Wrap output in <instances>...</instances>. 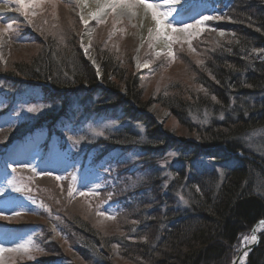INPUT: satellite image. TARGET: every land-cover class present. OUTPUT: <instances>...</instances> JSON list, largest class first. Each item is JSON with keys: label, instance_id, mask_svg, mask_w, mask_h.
I'll use <instances>...</instances> for the list:
<instances>
[{"label": "rangeland", "instance_id": "1", "mask_svg": "<svg viewBox=\"0 0 264 264\" xmlns=\"http://www.w3.org/2000/svg\"><path fill=\"white\" fill-rule=\"evenodd\" d=\"M218 1L183 0L176 5L180 9L177 20L195 25L202 15L213 19L190 29L191 36L178 33V40L169 45L156 38L154 22L143 8L113 11L108 6L111 0H37L39 6L21 9L17 0H0V194H5L0 195V249H4L0 264H85L77 247L86 248L90 242L79 244L74 228L88 226L91 233H99L104 243L110 244L112 234H122L124 227L134 225L130 209H144L135 206L136 200L128 192L151 175L138 164L134 149L113 145L94 149L96 139L106 138L116 121L105 122L92 114L85 119L79 114L71 124L68 119L62 126L55 124L52 114L67 96L24 81L28 77L15 69L37 68L46 49L53 56L56 51L64 56L78 48L101 79L98 54L109 52L123 69L142 73L139 101L146 104L147 114L159 130L196 145L197 136L177 124L158 99L164 95L192 97L191 93L200 89L198 81L210 51L234 35L223 26L226 20L218 16ZM149 2L165 4V0ZM89 5L95 6L96 18L84 15L83 9ZM82 18L87 19V25ZM200 27L204 31H198ZM88 28V45L96 64L85 54L82 38ZM169 51L174 58L167 55ZM254 53L264 58L263 50ZM11 71L16 77L6 78L13 75L6 74ZM194 121L198 122L197 118ZM32 123L40 125L30 130ZM136 125L139 132L144 131L142 123ZM176 155L168 153L154 173L167 174V165ZM81 192L91 194L82 196ZM152 197L147 193L148 199ZM109 215L113 218L108 219ZM251 229L239 236L231 260L248 247ZM262 233L264 225L256 233V245L239 264L258 246ZM105 253L114 264L129 262L118 257L114 246Z\"/></svg>", "mask_w": 264, "mask_h": 264}, {"label": "trees", "instance_id": "2", "mask_svg": "<svg viewBox=\"0 0 264 264\" xmlns=\"http://www.w3.org/2000/svg\"><path fill=\"white\" fill-rule=\"evenodd\" d=\"M218 3L223 26L234 35L210 51L192 97L158 99L177 124L197 136L196 145L159 130L139 101L142 73L123 69L109 52L98 54L101 79L78 48L64 56L46 49L37 68L15 69L28 77L24 81L67 96L52 114L55 124H71L79 114L116 121L94 149L129 147L150 171L128 192L144 209H130L134 225L112 234L110 244L88 226L74 228L79 244L90 242L88 250L77 247L85 264H114L105 253L112 246L127 264H229L239 236L264 220V58L254 53L264 51V0ZM170 152L177 155L168 175L154 173ZM244 264H264V233Z\"/></svg>", "mask_w": 264, "mask_h": 264}, {"label": "snow or ice", "instance_id": "3", "mask_svg": "<svg viewBox=\"0 0 264 264\" xmlns=\"http://www.w3.org/2000/svg\"><path fill=\"white\" fill-rule=\"evenodd\" d=\"M17 2L19 3L21 9H28L31 7L39 6L37 0H33V3H24V0H17ZM182 2L183 0H165V4L162 5L160 3L149 2V0H111V3L108 6L111 7L113 11H115L117 8H120L122 10L143 8L145 14L150 15L151 21L154 22L156 38L163 39L169 42V45H171V43L178 40V33H185L191 36L190 29H193L196 26L203 25L205 21L213 19L212 16L202 15L200 19H197L195 21V25L187 23L183 20H177L176 16L180 15V9L176 7V5L181 4ZM165 6L167 7V10H162V8H164ZM25 14H27V12ZM97 15L98 13H93L92 17L96 18ZM82 22L85 23V25H87L88 23V21L83 20V18ZM175 25L182 26L177 27ZM8 29H11V25H8ZM149 31L151 33L152 30L150 29ZM198 31L202 32L204 31V28L200 27L198 28ZM221 35H223V33H221ZM85 54L87 55V48H85ZM159 54L162 53H158V55ZM167 55L174 58V53L171 51H169ZM29 110L31 111V109ZM56 179L59 180L60 177H56ZM15 191H19V189H15ZM88 194L91 193H80V195L82 196ZM98 215H105V213L99 212ZM107 218L112 219L113 217L109 215ZM252 239L255 240V237L253 236ZM245 240H247V237L245 238ZM2 251H4V249H0V252Z\"/></svg>", "mask_w": 264, "mask_h": 264}, {"label": "bare ground", "instance_id": "4", "mask_svg": "<svg viewBox=\"0 0 264 264\" xmlns=\"http://www.w3.org/2000/svg\"><path fill=\"white\" fill-rule=\"evenodd\" d=\"M87 1V0H86ZM102 1H104V0H100V3H103ZM89 6H91V5H89ZM94 7L95 6H91V7H85L84 9H83V12L85 13L84 15H86V16H88V15H92L93 13H95V11H94ZM84 20H87V19H84ZM89 35H90V30H89V28H88V30L87 31H85L84 33H83V38H82V40H83V45H84V49L85 48H87V56H88V58L94 63V64H96V61H95V57H94V55H93V52H92V50L89 48V45H88V38H89ZM160 46H161V44H160ZM160 46H158V47H160ZM259 229L260 228H257V229H255V233H257L258 231H259ZM253 237V236H252ZM252 237H251V240L249 241V245H253L254 244V241L255 240H253L252 239ZM242 249H245V248H242ZM247 253H246V251L242 254V257L240 258V260H239V262L237 263V264H239L240 263V261H241V259L242 258H244L245 257V255H246Z\"/></svg>", "mask_w": 264, "mask_h": 264}, {"label": "water", "instance_id": "5", "mask_svg": "<svg viewBox=\"0 0 264 264\" xmlns=\"http://www.w3.org/2000/svg\"><path fill=\"white\" fill-rule=\"evenodd\" d=\"M264 225V220H261V221H258L256 222L253 226H252V229H251V232H252V235L255 237V241H254V244L252 245H248L247 248L245 249H241L237 254L236 256L231 260L230 264H237L240 260V258L242 257V254L246 251L248 252L249 250H251L257 243L258 239H257V236H256V233H255V229L257 228H261V226Z\"/></svg>", "mask_w": 264, "mask_h": 264}]
</instances>
